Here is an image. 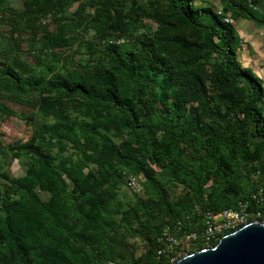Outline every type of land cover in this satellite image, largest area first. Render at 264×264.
<instances>
[{
	"label": "trees",
	"instance_id": "obj_1",
	"mask_svg": "<svg viewBox=\"0 0 264 264\" xmlns=\"http://www.w3.org/2000/svg\"><path fill=\"white\" fill-rule=\"evenodd\" d=\"M227 1L219 14L194 0H0V118L32 131L0 140L25 166L12 178L0 164V264H172L158 256L166 227L258 207L264 87L235 22L264 16L260 0ZM132 176L144 194L129 200Z\"/></svg>",
	"mask_w": 264,
	"mask_h": 264
},
{
	"label": "built area",
	"instance_id": "obj_2",
	"mask_svg": "<svg viewBox=\"0 0 264 264\" xmlns=\"http://www.w3.org/2000/svg\"><path fill=\"white\" fill-rule=\"evenodd\" d=\"M218 13L222 14V12ZM229 21V18H225L226 23ZM127 185L133 194H144L141 178L129 177ZM254 200L258 203L256 208H253L249 203H241L237 209L225 210L218 214L210 211L205 212L202 218V229L199 231H183L182 222H178L175 229L166 227L159 239L163 247L158 251V256L167 255L173 263L181 248L190 251V248L198 243L211 248L212 243L219 242L224 236L250 223L261 222V219L264 218V210L261 208L264 206L263 191H260Z\"/></svg>",
	"mask_w": 264,
	"mask_h": 264
},
{
	"label": "water",
	"instance_id": "obj_3",
	"mask_svg": "<svg viewBox=\"0 0 264 264\" xmlns=\"http://www.w3.org/2000/svg\"><path fill=\"white\" fill-rule=\"evenodd\" d=\"M172 264H264V222L224 236L215 247L184 255Z\"/></svg>",
	"mask_w": 264,
	"mask_h": 264
},
{
	"label": "crops",
	"instance_id": "obj_4",
	"mask_svg": "<svg viewBox=\"0 0 264 264\" xmlns=\"http://www.w3.org/2000/svg\"><path fill=\"white\" fill-rule=\"evenodd\" d=\"M227 2V0H194L197 7H211L217 12H223ZM256 11L264 16V0H260ZM235 26L242 42L239 51L240 62L261 79L264 87V25L242 18L235 22Z\"/></svg>",
	"mask_w": 264,
	"mask_h": 264
},
{
	"label": "rangeland",
	"instance_id": "obj_5",
	"mask_svg": "<svg viewBox=\"0 0 264 264\" xmlns=\"http://www.w3.org/2000/svg\"><path fill=\"white\" fill-rule=\"evenodd\" d=\"M15 6H19L18 3ZM77 6L73 7L75 10ZM8 106L15 111L17 114L24 113L23 107L9 103ZM31 127L20 118L4 116L0 118V140L2 142H15L20 140L27 141L31 136ZM0 164L5 168V171L9 173L12 178L21 177L25 173V166L21 160L10 161L0 155ZM126 195L127 199H133L134 194L128 186L124 187L121 192V197L124 198ZM43 198L46 199V195L42 194Z\"/></svg>",
	"mask_w": 264,
	"mask_h": 264
}]
</instances>
